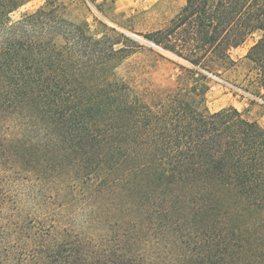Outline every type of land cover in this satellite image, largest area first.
<instances>
[{"label":"trees","instance_id":"1","mask_svg":"<svg viewBox=\"0 0 264 264\" xmlns=\"http://www.w3.org/2000/svg\"><path fill=\"white\" fill-rule=\"evenodd\" d=\"M30 1L0 0V264H264V125L206 104L257 31L264 100V0H185L138 34L183 62L153 104L117 73L139 38L55 0L11 18Z\"/></svg>","mask_w":264,"mask_h":264},{"label":"rangeland","instance_id":"2","mask_svg":"<svg viewBox=\"0 0 264 264\" xmlns=\"http://www.w3.org/2000/svg\"><path fill=\"white\" fill-rule=\"evenodd\" d=\"M44 1L32 0L26 3L14 11L11 18L34 10ZM55 1L62 5L68 19L85 25L94 36L99 37L105 32L124 33L140 39L143 48L127 56L117 68V73L144 101L156 103L175 90L181 72L180 64L183 62L150 44L138 34L165 26L185 4V0L146 1L135 8L130 6L131 9L127 10L116 9L111 2L101 0ZM109 28H114L115 32L108 30ZM259 35L258 31L247 35L238 46L230 50L231 57L238 61V66L227 75L212 77L206 94V104L210 110L233 105L247 119L264 125V100L246 90L249 72L245 62H241Z\"/></svg>","mask_w":264,"mask_h":264},{"label":"crops","instance_id":"3","mask_svg":"<svg viewBox=\"0 0 264 264\" xmlns=\"http://www.w3.org/2000/svg\"><path fill=\"white\" fill-rule=\"evenodd\" d=\"M111 2L114 6L117 8H120V10H127L131 9L130 6H133V8L138 7L141 5V3L146 1H152V0H101V2ZM103 15V11L101 12Z\"/></svg>","mask_w":264,"mask_h":264}]
</instances>
